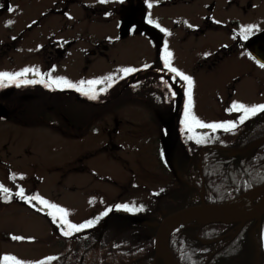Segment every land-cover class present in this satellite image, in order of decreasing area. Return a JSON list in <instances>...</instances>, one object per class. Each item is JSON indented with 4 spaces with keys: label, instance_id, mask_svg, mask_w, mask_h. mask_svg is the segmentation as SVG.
<instances>
[{
    "label": "rangeland",
    "instance_id": "rangeland-1",
    "mask_svg": "<svg viewBox=\"0 0 264 264\" xmlns=\"http://www.w3.org/2000/svg\"><path fill=\"white\" fill-rule=\"evenodd\" d=\"M161 1L0 0L1 6H8L0 14V73L31 70L14 79L0 77V102L13 112L16 103L10 97L12 94H1L8 93L6 89L18 87V81L24 82L29 78L34 82L39 78V87L32 90L49 94L52 100L48 102L59 105L56 112L47 111L45 116L34 113L21 115L22 110L18 109L15 117L0 121V185L8 189L7 192L0 189V196H3L0 197L3 257H15L16 261L31 264L62 251L65 230L71 237L85 234L69 228L62 222L61 213L48 205L67 210L63 219L77 226L98 220L101 214L111 209L126 211L131 217L162 215L164 210L158 209V204L164 202L169 186L173 187L176 181V175L167 169L162 159V147L174 123L178 134H206L216 139L208 143L222 147L235 145L231 144V136L241 126L236 119L244 115L242 111H229L232 107H228L233 105L236 97L228 99L223 88L203 89L198 86L206 83L219 87L224 79L203 80L195 75V87L190 90L191 112L205 124L223 123L229 126V130H213L186 123L185 108L189 97L185 103L184 97H178L177 103L172 97L171 102L164 104L162 93L167 75L154 69L152 62L157 56V67L165 68V55H162L160 44H165L166 40L165 31L161 29L169 26L171 12H179L158 6L164 2ZM9 7L13 11H9ZM131 15V30L127 37L121 38V24ZM10 20L13 23L9 25L7 22ZM258 25L259 22L243 23L245 29ZM64 42L70 44L64 56L50 54L54 46ZM88 50L94 53L89 56ZM170 53L169 63L183 74L190 75L191 57L176 47ZM124 68L139 71L125 74L121 71ZM149 72L155 74L160 90L149 88ZM254 76L239 86L240 100H251L257 96L264 100V82L256 84ZM59 78L66 79L74 87L52 83ZM88 81L101 82L88 84ZM117 81L119 90L117 85L114 86ZM127 84H132L136 91L133 92ZM73 89L94 93L101 89L103 92L110 90L108 97L114 99L117 95L118 99L109 101L112 108L109 112H106L107 106L98 107L104 104L93 107L75 102L67 114L62 108L70 105V96H59L51 91ZM259 90H262L261 96L257 94ZM21 91L31 92L30 89ZM185 91L183 87V96ZM221 102L228 104L227 107ZM257 103L259 100L256 105H243H264ZM80 117L91 118V132L83 127L81 121L74 119ZM116 121L119 124L112 130ZM73 122L74 127L71 126ZM260 134L253 132L246 139H239L237 135L235 138L245 143ZM108 139L122 145L119 151L99 152ZM21 189L23 196L18 195ZM5 194L22 200L38 195L48 204L29 199L17 203L12 197H4ZM118 205H128L133 210L128 211ZM141 206L143 211H135ZM37 209H43L47 215L42 216ZM262 234L264 241V220Z\"/></svg>",
    "mask_w": 264,
    "mask_h": 264
},
{
    "label": "trees",
    "instance_id": "trees-1",
    "mask_svg": "<svg viewBox=\"0 0 264 264\" xmlns=\"http://www.w3.org/2000/svg\"><path fill=\"white\" fill-rule=\"evenodd\" d=\"M134 91H136L135 87H133ZM147 94L150 95L149 92ZM1 95L11 94L5 92ZM64 96H71L70 105L62 108L67 114H70V106L73 107L75 102L93 107L102 102L84 100L85 95H80V98L73 95ZM10 97L16 103V109L11 112L13 117L18 113V109L22 110L21 115L34 113L45 116L47 111L56 112L59 108L57 103L48 102L52 100L49 99L51 98L49 94L38 93L34 90L31 92L13 90ZM53 99H56L54 95ZM79 106L78 104L77 107ZM253 119L255 118L252 117L250 120ZM253 132L264 134V128L249 131L250 135ZM195 140L202 146L216 144L208 143L216 139L206 134L199 135ZM235 141H237L235 145L230 147L243 146L251 142ZM202 155L201 171L196 162L197 158L200 159V155L185 157L183 170L179 171V175L186 183L176 177L173 187L169 186L164 202L158 204V209L164 210L162 215L150 214V217L146 219L151 226L135 224L126 211L119 210V226L115 216H111L104 220L100 228L91 235L81 234L75 237L65 235L62 251L31 264H41V262L42 264H87L88 262L90 264H162L160 259L154 258L153 236L157 224L173 212L199 205L198 189L203 186L205 204L220 205L235 200L264 183V144L237 157H230L226 152L217 148H207ZM200 176L203 184H201ZM192 179H194L193 187L189 186ZM12 198L13 202H25L22 199ZM156 214L159 213L156 212ZM131 225L133 226L129 227ZM252 227L253 223H247L235 235V225L201 226L196 222H191L187 226L180 227L170 236L169 249L180 264H253L257 259L251 234ZM258 238L260 242L258 261L264 264L262 236L259 235ZM50 257H55V259H49ZM1 264H16V262L5 261L3 258Z\"/></svg>",
    "mask_w": 264,
    "mask_h": 264
},
{
    "label": "flooded vegetation",
    "instance_id": "flooded-vegetation-1",
    "mask_svg": "<svg viewBox=\"0 0 264 264\" xmlns=\"http://www.w3.org/2000/svg\"><path fill=\"white\" fill-rule=\"evenodd\" d=\"M163 1H161L163 2L162 5L158 6H164L169 8V10H175L179 13L171 12L169 26L164 32V38L166 41L165 44H161L162 55L164 54L165 59L167 58L169 61L170 58L168 53H170V50L173 51L174 47L179 49L182 53L188 54L191 57L189 60L190 75H184L191 77L192 81L191 89H189L188 81L181 79L180 76L169 71L166 67H157L158 57L156 56L152 62L154 69L160 71L161 69L167 70L165 74L168 77L166 76L167 81L163 88L165 93V104L171 102L172 97L175 99V103L178 102V97H184L183 103L187 102V91L192 90L195 87V81L193 79L195 75L202 77L203 80L224 79L219 87L206 83L198 86L203 89L223 88L228 99L236 97L234 100L236 103L248 105L255 104L257 100H259V103L257 104L264 103V100L258 98V96L251 100H240L238 91L241 83L250 78L253 74L256 75L254 76L256 84L262 85L264 82V67L261 66L264 65V0ZM7 7L8 6H5V4L2 6L0 5V14L7 10ZM254 22H259V25L254 26L255 29L253 32L252 30L250 32L245 31L243 23L251 24ZM153 37L155 38V36ZM69 45V42L57 44L54 46L55 49L50 51V54L52 53L54 56L55 54L64 56L65 53H67L66 49ZM93 53V51L88 50L89 56ZM86 62H89V60ZM170 65L173 67L171 63ZM149 74L148 82L150 87L152 89L160 88L156 85L155 74H153V72H149ZM116 85V88L119 90V81H117ZM29 86L32 89L38 88V85L36 86L34 84H29ZM183 87L186 89L184 96L182 94ZM258 93L259 96H261L262 90H259L257 94ZM117 99V95L114 99L112 98L113 101H116ZM0 103L5 106L4 103ZM224 104L225 107H227L228 104ZM230 107H232V105L228 108ZM174 116L177 117L176 114ZM252 117L255 119L251 121L250 119ZM251 118L244 120L242 124L240 118L236 119L238 125L241 126H239L231 136L233 139L231 142L233 144L237 142L235 140H238V138H235L236 135L239 138L244 139L249 135V131H257L260 128H264V111L256 112L251 115ZM74 119L78 122L81 121L83 127L85 126L86 130L91 132V118L80 117ZM71 121H73V118ZM118 124L119 122L116 121L112 130H115ZM71 126L74 127L75 123H71ZM87 126L91 127L88 128ZM117 133L119 134L118 131ZM169 133H172L174 136V141L171 142L167 138L164 143V146L168 148V156L164 158L165 163L167 164L166 167L170 172H172V170L176 171L177 169V171H182L185 157L189 155L199 156L203 146H198L199 143L195 140L199 135L195 138V136L189 134V132L176 133L175 124L171 125L168 135ZM263 136L264 134H260L251 141ZM117 140H119V137ZM120 147H122V145H120L119 142L114 143L111 139H108L105 145L100 148L102 151L99 152L119 151ZM237 147L241 148L243 146L241 145ZM117 159L119 160V157H117ZM198 161L199 159L197 158L196 162ZM117 189L119 191V186ZM258 199L259 197H257L254 202ZM115 219L118 220L119 226V214L115 216ZM92 229L93 227L90 228V230ZM253 264L262 263H260V261H255Z\"/></svg>",
    "mask_w": 264,
    "mask_h": 264
},
{
    "label": "water",
    "instance_id": "water-1",
    "mask_svg": "<svg viewBox=\"0 0 264 264\" xmlns=\"http://www.w3.org/2000/svg\"><path fill=\"white\" fill-rule=\"evenodd\" d=\"M132 23L129 18L126 17L120 27V36L125 38L131 27ZM254 53V52H253ZM7 110L0 105V118L7 117ZM169 140L174 141V136L172 133L169 134ZM264 144V137L253 141L248 146L241 149H225L220 146H207L215 147L227 151L231 157H236L242 155L249 150ZM165 157L168 156V148H164ZM248 199L249 206L251 209L249 211H240L231 208L229 205L232 202L221 204V205H211V204H200L198 206H193L185 208L183 210L177 211L166 216L160 224L157 226V230L154 236V258H159L162 264H179L171 255L168 246V238L172 234V230H169V225L175 223L176 221H183V224L179 226H184L189 222L196 221L201 226H207L215 223L226 224V225H237V230L235 234H238L242 227L249 222H254V228L252 230V235L255 236V232L259 231L261 225V219L264 216V184L253 188L245 194ZM257 196H260L255 205L253 201ZM178 226V227H179ZM177 227V228H178ZM256 258H259L260 250L257 242H255ZM2 257V244L0 241V261Z\"/></svg>",
    "mask_w": 264,
    "mask_h": 264
},
{
    "label": "snow or ice",
    "instance_id": "snow-or-ice-1",
    "mask_svg": "<svg viewBox=\"0 0 264 264\" xmlns=\"http://www.w3.org/2000/svg\"><path fill=\"white\" fill-rule=\"evenodd\" d=\"M109 0H99V3H108ZM120 2H123V0H120ZM149 7H151V5H149ZM9 11H13V9L11 7H9L8 9ZM152 21L150 20L149 23H151ZM9 25L11 23H13V21H8L7 22ZM157 27H159V25H157ZM254 26H248L245 31H248L250 32L251 29L253 28ZM162 31H166L164 29H161ZM247 38V37H245ZM168 56H171V53H168ZM165 67L169 69V71L173 72V73H176V75L180 76L181 79L183 80H186L188 81L189 83V89H191V77H188L186 75H184L182 72H180L178 69L174 68V67H171L168 59L166 58L165 61ZM262 67H264V65H261ZM145 67H148L147 65ZM29 71H31L30 69H24L21 73H15V74H9V73H0V77H6V78H9V79H14L16 76H20V75H24L26 73H28ZM121 71H123L125 74H128V73H132V72H135V71H139V69H133V68H124L122 69ZM108 79H111V77H109ZM27 83H33V81H26ZM101 81H88L87 83L88 84H95V83H100ZM52 83H55V84H64L66 85L67 87H74V85H72L70 82H68L66 79L64 78H59L58 80H54L52 81ZM84 82L82 81L81 84H83ZM79 90V89H77ZM188 103L186 105V108H185V122H191V123H194L196 126L198 127H204V128H212L213 130L217 129V128H224L225 130H229V126L226 125V124H223V123H220V124H205L203 123L202 121H200L198 118H196L192 112H191V107H192V101H191V91L189 90L188 92ZM91 99H95L96 97L93 95L90 97ZM231 110H236V111H242L244 113V115H242L240 117V122H243L244 119L247 118V116L249 114H255L257 111H264V105H258V106H252V107H248V106H245L243 104H238L236 102H233V105H232V108L229 109V111ZM0 189H2L4 192H7L8 189L6 188H3V185H0ZM18 195L20 196H23L24 195V191L23 189L20 190V192L18 193ZM29 200H36V201H39L41 204H45L47 205L48 202L45 201L42 197L36 195V196H32L30 198H28ZM49 207H52V208H55L58 212L61 213V220L63 223L65 224H68V227L69 228H74L76 229L77 231H79L81 228L85 227V226H89L91 222H89V225H72V224H69L66 220L63 219L64 216L67 215V210L63 209V208H59V206H56V205H48ZM117 207H122L124 208L125 210H128V211H132L133 208H130L128 205H118ZM135 211H143V206H141L140 208H136ZM107 214V213H105ZM69 233L66 231L64 232V235H68ZM13 239H23L22 237H13ZM49 259H55V257H50ZM4 260L5 261H16V258L15 257H9V256H5L4 257ZM16 264H23V262L21 261H16ZM42 264V262H41Z\"/></svg>",
    "mask_w": 264,
    "mask_h": 264
},
{
    "label": "bare ground",
    "instance_id": "bare-ground-1",
    "mask_svg": "<svg viewBox=\"0 0 264 264\" xmlns=\"http://www.w3.org/2000/svg\"><path fill=\"white\" fill-rule=\"evenodd\" d=\"M231 208H234L236 210H240V211H249L251 208L249 206L248 200L245 198H240L239 200L231 203L229 205ZM183 221H176L175 223H171L169 225V230L174 231L180 224H183Z\"/></svg>",
    "mask_w": 264,
    "mask_h": 264
}]
</instances>
